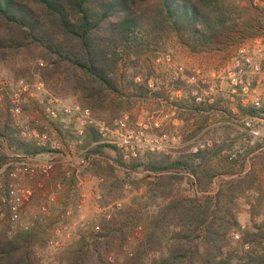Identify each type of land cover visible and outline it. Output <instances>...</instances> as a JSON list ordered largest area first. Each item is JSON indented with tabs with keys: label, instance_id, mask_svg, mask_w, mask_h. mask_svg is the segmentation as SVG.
<instances>
[{
	"label": "trees",
	"instance_id": "obj_1",
	"mask_svg": "<svg viewBox=\"0 0 264 264\" xmlns=\"http://www.w3.org/2000/svg\"><path fill=\"white\" fill-rule=\"evenodd\" d=\"M261 30L264 8L253 0H0V59L13 60L12 68L22 76L33 69L52 92L74 96L91 109L94 118L95 111L118 113L131 97H147L149 63L168 50L170 42L190 53L212 52L241 38H255ZM193 106L188 110L199 115L216 109L214 103L205 108ZM238 110L256 114L252 105L238 104ZM200 117L205 123L207 116ZM229 124L234 127L229 122L220 127ZM203 129L204 125H196L186 139ZM0 138L24 154L46 150L20 139L10 119L0 120ZM83 138L84 145H89L87 153L98 155L92 164L93 175L103 180L108 191L111 178H118L115 167L103 159L108 151L113 152L110 156L115 164L147 172L130 180L136 189L144 187L145 212L134 219L145 224V237L123 264H263L264 255L253 249L239 255L226 253L223 247L229 231L240 227L229 206L250 177L256 178L255 166L264 167V156L256 155L248 172L226 180L213 195L199 196L197 192L206 193L216 175L241 172L244 159L223 156L221 171L222 166L210 165L212 158L221 155L223 145L216 144L174 158L149 152L124 162L115 145L94 144L98 135L91 125L86 126ZM4 158L0 155V165ZM185 179L193 188L190 195L178 190ZM126 212L120 208L115 216L100 220L98 231L91 228L81 233L63 264H113L108 256L125 236ZM194 230L197 237L190 240ZM36 233L33 227L12 235L1 229L0 264H40L32 243ZM242 239L254 240L248 233Z\"/></svg>",
	"mask_w": 264,
	"mask_h": 264
},
{
	"label": "rangeland",
	"instance_id": "obj_2",
	"mask_svg": "<svg viewBox=\"0 0 264 264\" xmlns=\"http://www.w3.org/2000/svg\"><path fill=\"white\" fill-rule=\"evenodd\" d=\"M262 1L260 5L264 8V0ZM256 38L263 40L264 30H261L255 38H241L237 43L230 42L224 50L201 53H190L187 49L173 43L174 41L170 42L168 50L160 53L155 60L149 63L152 70L148 80L150 87L148 96L142 98L131 97L130 100L122 104L123 111H116L118 113H115V111H95L96 119L111 122L123 113L128 114L130 129L137 130L141 127L139 124L142 123L151 126L148 129L151 133L166 134V143L170 145L173 143L174 146H169L158 153L169 155L171 158L187 151L193 152L192 149L195 145L207 141L211 143L210 146L198 149L211 148L213 145L222 144L223 148L220 153L222 156H216L210 160V165L221 167L224 162L223 156H227L222 151H228L231 148L230 141L237 133L233 128H236V125H241L244 117H252L238 112V104L245 107L252 104L241 102V96L232 91L227 77V72L232 63L239 57V49L242 46H247L252 61L259 64L258 71H253L249 66H245V70L252 86L256 88V93L261 97V109L264 110V49L260 52L254 50L256 46L254 39ZM12 61L11 59H0V94L2 95L0 120L10 119L16 131L17 128L9 114L8 95L20 79L29 84L42 82L45 89L52 95L68 102H77L72 95H56L46 86L43 80L33 73V69L28 72L25 71L24 76H22L16 67L13 66L12 68ZM174 67L182 68L184 78H180L174 73ZM177 80L180 82L179 86H176ZM210 85H213L212 90L208 89ZM196 95H200L201 100H196ZM248 99L251 100V97ZM194 103L201 105L203 108L214 103L216 109L208 110L206 113L202 112L199 115L197 112L188 110V107L191 109L195 107L193 106ZM183 105L187 106V110L182 107ZM23 111L27 120L40 130L46 128L50 133L55 131L57 133L55 136H58V142L60 143L57 152L63 153L64 157L65 155L71 157L70 162L58 164L48 178L26 179V183L34 188L31 206L33 214L36 215L33 228L37 233L32 243L34 244L35 256L40 264L65 263L68 249L76 245V240L81 233H88L91 231L92 225H99L103 217L109 219L115 216L120 208H126L127 212L124 218L128 223L124 226L125 236L122 241L118 240L114 244L115 248L108 256L109 262L123 264L126 258L134 254L136 247L145 237V224L137 218L134 219L139 213L145 212L143 209L145 204L141 198L144 187L140 186L139 189H136L135 185L130 183V180L139 179L147 172L142 169L131 171L115 164L112 156H110L113 152L108 151L103 159L115 167L114 173L118 177L117 179L111 178L112 184L110 191H108L104 188L103 180L93 175L92 164L98 158V155L87 153L89 145H84V138L81 144L73 142L74 134L61 128L59 119L52 120L47 117L42 105L35 98L29 99L27 104L24 105ZM201 115L207 116L205 123H202ZM155 121L159 123V127L154 128L153 123ZM227 122L233 123L234 127L230 124L228 128L220 127ZM198 124L204 125V129L196 136L186 139V136ZM17 135L22 140L32 141L31 139L21 138L18 131ZM149 152L151 151L143 152L137 158L140 159ZM16 154L24 153L17 152L13 145L9 146L0 138V155H4V160ZM256 155L264 156V146L261 147V144L240 157L245 161L241 172H236L233 175L226 173L216 175L207 192H197V195H213L226 180L243 176L250 170L252 160ZM76 169H78L77 172ZM220 169L223 171V166ZM66 170L70 171L69 175H66ZM254 171L256 178L250 177L247 185L236 193L233 203L229 206L230 213L234 215L239 225H244L242 236L248 233L249 238L254 240L250 242L243 239H232L230 232L233 229H238L232 228L223 247L226 253L237 252L242 255L246 251L243 244L248 242V250L253 249L264 255V167L258 164L255 166ZM38 182H42L43 186H37ZM57 182L61 183L60 188H56L55 183ZM178 186V190L184 195L193 193V188L188 179H185ZM247 189L257 191L258 195L254 197L246 196L245 191ZM81 201H83L82 205L79 206ZM115 201H120L121 207L119 209L114 208L113 203ZM42 204L46 205L45 212L40 210ZM247 204L249 207H247ZM107 212L110 213L109 218L105 216ZM137 226H141V228L136 229ZM13 233L15 232L8 234L12 235ZM197 233V230L192 231L190 240H195ZM55 241H58V245L54 244ZM154 249H158V246L155 245Z\"/></svg>",
	"mask_w": 264,
	"mask_h": 264
},
{
	"label": "built area",
	"instance_id": "obj_3",
	"mask_svg": "<svg viewBox=\"0 0 264 264\" xmlns=\"http://www.w3.org/2000/svg\"><path fill=\"white\" fill-rule=\"evenodd\" d=\"M262 0H253L254 4H262ZM256 44L254 50L260 52L264 49V39H254ZM245 66L251 67L253 71L259 70V64L254 63L249 54L247 46L239 49V57L232 63L227 72L229 83L232 91L241 96L242 103H251L256 109V115L244 117L241 125H236L238 132L234 137L231 148L222 153H226L228 159L234 160L240 158L246 153L261 144L264 146V110L261 109V97L256 93V88L252 86L251 81L246 76ZM174 73L180 78H184L181 67H174ZM264 79V76H263ZM213 85L208 87L212 90ZM251 97V100L248 99ZM2 95L0 94V100ZM9 114L13 124L17 128L18 134L23 139H31L34 144L43 147L46 150L39 154H16L7 158L0 165V228H4L8 233L19 230H29L35 225L36 215L33 214L31 199L34 195V188L26 183L28 178H48L56 166L62 162H70L71 157H64L63 153L57 152L60 147L58 136L55 131L48 132L46 128L39 129L34 126L24 116L23 107L30 98H35L42 105L43 111L47 117L52 120L59 119L61 128L69 130L74 134L73 142L81 144L85 136V128L91 125L97 135L98 140L95 143H110L118 147L124 161L137 158L141 153L146 151L160 152L169 146L166 143V134H154L148 131L151 126L139 124L137 130L129 128V115L126 113L114 118L111 122L96 119L88 107L82 106L78 102H68L60 97L49 93L42 82L29 84L20 79L16 86L11 89L9 95ZM196 100H201L200 95L195 96ZM212 100V99H211ZM154 128L159 127V123H153ZM55 136V137H54ZM179 138V137H177ZM211 143H201L193 147V151L198 148L210 146ZM83 150V149H82ZM72 164V163H70ZM78 169H76V172ZM70 171L66 170V175ZM37 186L42 187L43 183L38 182ZM56 188L61 187V183H55ZM245 195L254 197L258 195L257 191L247 189ZM80 202L79 206L82 205ZM115 209L121 207L120 201L113 203ZM110 207V206H109ZM247 207L249 205L247 204ZM40 210L45 212L46 205L42 204ZM110 217V213L105 215ZM137 226L136 229H140ZM244 225L230 232V237L234 240H241ZM94 231L99 230V225H92ZM58 245V241H55ZM243 248L247 250L249 243L245 242Z\"/></svg>",
	"mask_w": 264,
	"mask_h": 264
}]
</instances>
